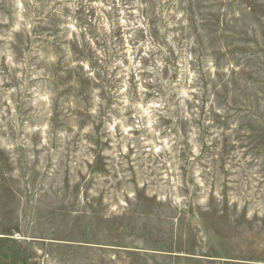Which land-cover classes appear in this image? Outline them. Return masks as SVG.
Returning a JSON list of instances; mask_svg holds the SVG:
<instances>
[{
    "label": "rangeland",
    "instance_id": "rangeland-1",
    "mask_svg": "<svg viewBox=\"0 0 264 264\" xmlns=\"http://www.w3.org/2000/svg\"><path fill=\"white\" fill-rule=\"evenodd\" d=\"M0 264H264V0H0Z\"/></svg>",
    "mask_w": 264,
    "mask_h": 264
}]
</instances>
